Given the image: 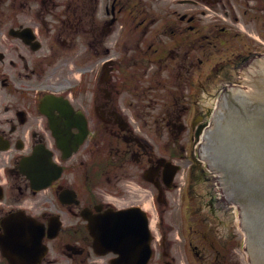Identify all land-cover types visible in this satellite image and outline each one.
<instances>
[{"label":"flooded vegetation","instance_id":"flooded-vegetation-1","mask_svg":"<svg viewBox=\"0 0 264 264\" xmlns=\"http://www.w3.org/2000/svg\"><path fill=\"white\" fill-rule=\"evenodd\" d=\"M234 1L0 0V264H114L89 226L109 210L142 224L150 203L148 264H248L220 176L188 144L253 53L201 6ZM48 95L71 109L42 112ZM38 147L34 185L54 168L42 190L20 168ZM178 191L196 204L171 208Z\"/></svg>","mask_w":264,"mask_h":264},{"label":"water","instance_id":"water-1","mask_svg":"<svg viewBox=\"0 0 264 264\" xmlns=\"http://www.w3.org/2000/svg\"><path fill=\"white\" fill-rule=\"evenodd\" d=\"M231 105L229 109L232 112ZM242 106L238 107L240 112L234 110L232 114L219 115L221 121L215 127L212 159L241 191L240 201L245 208L248 222L262 227L264 226V105L259 108L244 102ZM259 109L262 113L254 115L253 112ZM130 219L127 212L110 215L108 220L111 224L110 248L122 252L125 256L122 264H126L132 252L129 242L141 236L146 255L142 261H137V264H145L149 258L147 248L150 240L147 226L132 227ZM260 244L263 249L261 257H264V234L261 236Z\"/></svg>","mask_w":264,"mask_h":264},{"label":"rangeland","instance_id":"rangeland-1","mask_svg":"<svg viewBox=\"0 0 264 264\" xmlns=\"http://www.w3.org/2000/svg\"><path fill=\"white\" fill-rule=\"evenodd\" d=\"M235 6H236V4H235ZM258 6L259 7H262L263 6V3H259L258 4ZM237 7V6H236ZM215 8H217V9H219V6H215ZM216 10V9H215ZM216 12H218L217 10H216ZM263 12H264V10H263ZM228 20H229V18H227ZM213 24H215L216 26L215 27H217V28H219V30H216L217 32H220V28H222L223 27V25H225L226 24V21L223 19V18H220V17H218L217 18V20H215L214 22H213ZM255 23L254 22H249V23H247V24H243V26H244V28L245 29H247V30H250L249 29V26L250 25H254ZM256 24H259L260 26H259V28H260V31L262 32V34H264V21H262V22H260V23H256ZM224 28H226V29H228V30H230L231 28H233L232 30L234 31H236V24H235V22H233V24H231L230 23V20H229V26L228 27H224ZM235 28V29H234ZM251 28V31H252V27H250ZM240 31V30H239ZM262 41L264 42V37H262ZM213 50L214 51H216L217 50V47H215L214 46V48H213ZM250 49L249 48H247L246 50H238L237 48H230L229 49V54H228V56L229 57H234L236 54H237V51H239V52H241L242 54L243 53H246V52H248ZM215 60H217V59H215ZM216 88H217V86H213V89H214V91H216ZM168 121H171V122H173L174 120H170V119H167ZM180 123H182V121L180 122ZM185 137V133L184 132H182V134H181V138H182V140H183V138ZM190 146H191V149H192V147H193V144L194 143H192V142H189L188 143ZM203 183L201 182V181H197L196 183H195V185H196V187L198 188L199 187V185H202ZM185 201V198L183 197V194L182 195H179V194H176L175 195V197H171L170 198V200H169V205H171V208H173V207H175V206H177L180 202H184ZM185 204H187L186 202H185Z\"/></svg>","mask_w":264,"mask_h":264}]
</instances>
